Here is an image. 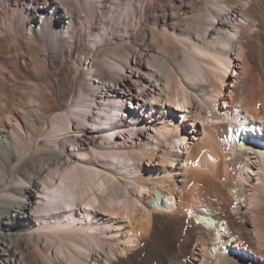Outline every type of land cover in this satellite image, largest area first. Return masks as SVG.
<instances>
[{
  "label": "bare ground",
  "instance_id": "1",
  "mask_svg": "<svg viewBox=\"0 0 264 264\" xmlns=\"http://www.w3.org/2000/svg\"><path fill=\"white\" fill-rule=\"evenodd\" d=\"M0 264H264V0H0Z\"/></svg>",
  "mask_w": 264,
  "mask_h": 264
},
{
  "label": "rangeland",
  "instance_id": "2",
  "mask_svg": "<svg viewBox=\"0 0 264 264\" xmlns=\"http://www.w3.org/2000/svg\"><path fill=\"white\" fill-rule=\"evenodd\" d=\"M86 50V54H93L95 49L94 48H90V49H85ZM109 50V48H106V50L102 51L99 55H97V58L102 57L105 53V51ZM254 135V134H253ZM14 160L17 161L18 160V156L14 155ZM158 199L161 198V195L157 193ZM160 199L158 200V203H160Z\"/></svg>",
  "mask_w": 264,
  "mask_h": 264
}]
</instances>
